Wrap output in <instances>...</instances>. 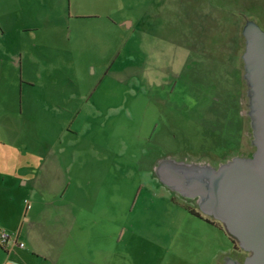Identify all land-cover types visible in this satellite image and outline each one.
I'll use <instances>...</instances> for the list:
<instances>
[{"label":"rangeland","instance_id":"374dc122","mask_svg":"<svg viewBox=\"0 0 264 264\" xmlns=\"http://www.w3.org/2000/svg\"><path fill=\"white\" fill-rule=\"evenodd\" d=\"M99 5L0 0V157L11 151V168L17 151L63 150V164L79 154L64 193L81 219L71 262L220 264L233 246L223 224L154 167L254 151L242 26L264 29V0H115L110 15L90 14ZM22 190L13 207L39 199Z\"/></svg>","mask_w":264,"mask_h":264},{"label":"water","instance_id":"95a60500","mask_svg":"<svg viewBox=\"0 0 264 264\" xmlns=\"http://www.w3.org/2000/svg\"><path fill=\"white\" fill-rule=\"evenodd\" d=\"M242 34L254 151L234 155L217 167L162 158L154 172L169 189L195 199L200 211L220 221L247 252L242 261L228 257L224 264H264V29L247 18Z\"/></svg>","mask_w":264,"mask_h":264},{"label":"crops","instance_id":"0c3cea01","mask_svg":"<svg viewBox=\"0 0 264 264\" xmlns=\"http://www.w3.org/2000/svg\"><path fill=\"white\" fill-rule=\"evenodd\" d=\"M95 1L100 4L99 6L103 4L105 11L96 9L90 14L104 13L106 15L107 12L110 15L112 11H115V0ZM13 131V141H17L20 137L17 127ZM3 143L7 144V142ZM69 143H73V139ZM10 152L3 151L1 153L3 157H0V227L16 231L18 237L16 241L11 240L8 244L2 245L0 264H80L79 256L76 262H71L66 253L70 230L78 222L77 220H81L76 212L79 205L74 198L69 199L64 196L67 187L73 183L71 172L80 160L79 154H72L68 164H63L61 161L63 150L61 153L47 150L42 153L27 154L17 151L14 152V164L8 168ZM93 166L99 167V164L95 163ZM56 171L58 173H55ZM10 172L12 177L9 179ZM158 181L163 184L159 179ZM55 184L60 185L56 190L53 188ZM22 189L33 193V197L38 195L40 200L31 202L28 198L31 205L27 207L23 198L13 207L12 193L25 192ZM59 192L62 194L60 200L54 198V194L57 195ZM22 241L24 245L19 244ZM80 247L78 245V250ZM106 250L109 252L107 261L110 262L113 252L110 247ZM228 257L234 258L228 252L225 260L220 264H224Z\"/></svg>","mask_w":264,"mask_h":264},{"label":"built area","instance_id":"2783aa9c","mask_svg":"<svg viewBox=\"0 0 264 264\" xmlns=\"http://www.w3.org/2000/svg\"><path fill=\"white\" fill-rule=\"evenodd\" d=\"M25 203L27 207H30V202L28 200V198H25ZM17 232L10 230L8 228L5 227H0V244L1 245H6L8 244L11 240H17ZM20 245H24V242H19Z\"/></svg>","mask_w":264,"mask_h":264},{"label":"flooded vegetation","instance_id":"af4514ba","mask_svg":"<svg viewBox=\"0 0 264 264\" xmlns=\"http://www.w3.org/2000/svg\"><path fill=\"white\" fill-rule=\"evenodd\" d=\"M250 154H251V153H250ZM248 155H249V154H248ZM194 200H195V199H194ZM229 236L231 237L232 242H233V246L230 247L231 249H230V252H229V253H231V255H233V257H234L235 259L242 261L243 257L245 256V254H246L247 252L244 251V250H242V249L239 247V245H237L238 243H236V239H235L233 236H231L230 234H229Z\"/></svg>","mask_w":264,"mask_h":264},{"label":"trees","instance_id":"16d2710c","mask_svg":"<svg viewBox=\"0 0 264 264\" xmlns=\"http://www.w3.org/2000/svg\"><path fill=\"white\" fill-rule=\"evenodd\" d=\"M189 211H191V212H193V213H198V214H200V212H198V211L195 210L194 208H189ZM0 246H2V245L0 244Z\"/></svg>","mask_w":264,"mask_h":264}]
</instances>
